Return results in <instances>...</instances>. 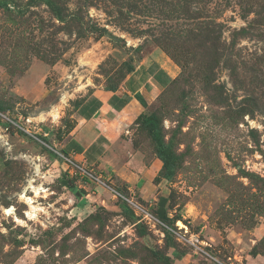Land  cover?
<instances>
[{
  "label": "rangeland",
  "instance_id": "obj_1",
  "mask_svg": "<svg viewBox=\"0 0 264 264\" xmlns=\"http://www.w3.org/2000/svg\"><path fill=\"white\" fill-rule=\"evenodd\" d=\"M151 60L145 178L80 174V103ZM0 264H264V0H0Z\"/></svg>",
  "mask_w": 264,
  "mask_h": 264
},
{
  "label": "crops",
  "instance_id": "obj_2",
  "mask_svg": "<svg viewBox=\"0 0 264 264\" xmlns=\"http://www.w3.org/2000/svg\"><path fill=\"white\" fill-rule=\"evenodd\" d=\"M150 62L149 67L141 69L140 66L131 73L118 90H93L80 103L76 112L77 123L64 145L68 155L76 161L73 165L82 171L80 174L86 172L84 163L93 161L107 166L112 161H124L122 166L114 168L115 174L130 184L136 176L143 177V172L149 171L144 164L141 165L138 153H124L117 144L128 116L143 108L136 95L140 94L146 103H150L173 78L160 63ZM101 147L106 149L103 151Z\"/></svg>",
  "mask_w": 264,
  "mask_h": 264
},
{
  "label": "trees",
  "instance_id": "obj_3",
  "mask_svg": "<svg viewBox=\"0 0 264 264\" xmlns=\"http://www.w3.org/2000/svg\"><path fill=\"white\" fill-rule=\"evenodd\" d=\"M135 70H132L131 71V73H133ZM110 91H116V90H118V88H115V89H109ZM136 98H137V100L143 105V106H145L146 105V101L142 98V96L140 95V94H137L136 95ZM154 131V130H153ZM153 131H152V133H153ZM153 136H156L157 137V134L155 135V134H152ZM155 137V138H156ZM158 142V141H157ZM159 143V142H158ZM65 153H67V152H65ZM68 154V153H67ZM54 155V154H53ZM61 183H62V186H64V187H69L70 189H72V190H77L76 189V187H73L72 185H71V183H70V181L69 180H67L65 177H62V181H61ZM78 192V191H77ZM79 194V193H78ZM167 203V200L165 199V198H162L160 201H159V212H160V216H161V218L162 219H166V217H167V215H166V213H165V211H164V207H165V204Z\"/></svg>",
  "mask_w": 264,
  "mask_h": 264
}]
</instances>
